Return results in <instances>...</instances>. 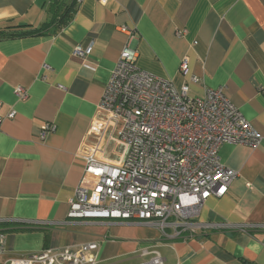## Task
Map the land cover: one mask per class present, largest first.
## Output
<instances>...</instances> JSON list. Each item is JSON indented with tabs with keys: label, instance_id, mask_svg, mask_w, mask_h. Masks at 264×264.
Returning a JSON list of instances; mask_svg holds the SVG:
<instances>
[{
	"label": "crops",
	"instance_id": "1",
	"mask_svg": "<svg viewBox=\"0 0 264 264\" xmlns=\"http://www.w3.org/2000/svg\"><path fill=\"white\" fill-rule=\"evenodd\" d=\"M51 1L0 0V26L39 27ZM91 45L85 59L74 56L76 46ZM125 47L138 54L141 70L187 86L193 96L223 87L261 133L256 149L222 145V165L238 176L225 196L205 202L199 217L238 229L169 239L143 223L68 217L77 187L93 181L80 154ZM18 87L26 98L17 97ZM12 110L16 116L7 119ZM0 117L7 258L97 243L99 264L147 263L144 250L158 251L165 264H264V229L250 228L264 225V0H82L61 33L0 41ZM45 124L56 130L41 139ZM105 150L117 162L125 152L117 134Z\"/></svg>",
	"mask_w": 264,
	"mask_h": 264
},
{
	"label": "built area",
	"instance_id": "2",
	"mask_svg": "<svg viewBox=\"0 0 264 264\" xmlns=\"http://www.w3.org/2000/svg\"><path fill=\"white\" fill-rule=\"evenodd\" d=\"M97 1L106 4L110 0ZM92 49V45L76 46L73 54L85 59ZM137 59L138 54L125 47L112 71L91 124L87 148L80 154L84 174L93 181L90 186L81 182L77 187L68 217L143 223L169 239L238 229L225 223H202L199 217L205 202L225 196L238 176L222 165V145L256 149L263 140L261 133L228 99L223 87L207 89L204 97L193 96L187 86L178 89L141 70ZM188 63L187 57L182 60V74L188 71ZM192 80L200 83L196 77ZM15 93L26 98L21 87ZM15 116L12 110L6 118ZM4 120L0 117V127ZM55 130L53 124L43 125L41 139ZM113 134L125 149L118 162L105 158ZM250 228L264 229V225ZM5 245L6 235L0 233V264L100 262L97 243L45 249L24 258H7ZM141 255L150 257L142 264H165L158 251L144 250Z\"/></svg>",
	"mask_w": 264,
	"mask_h": 264
},
{
	"label": "trees",
	"instance_id": "3",
	"mask_svg": "<svg viewBox=\"0 0 264 264\" xmlns=\"http://www.w3.org/2000/svg\"><path fill=\"white\" fill-rule=\"evenodd\" d=\"M78 0H52L48 7L49 19L39 27L5 24L0 26V41L16 38L57 35L72 21Z\"/></svg>",
	"mask_w": 264,
	"mask_h": 264
}]
</instances>
